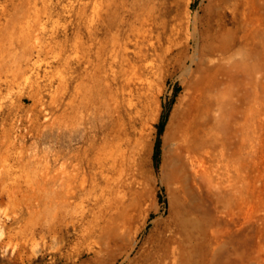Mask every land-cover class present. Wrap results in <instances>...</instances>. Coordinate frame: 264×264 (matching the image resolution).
<instances>
[{"label":"rangeland","instance_id":"rangeland-1","mask_svg":"<svg viewBox=\"0 0 264 264\" xmlns=\"http://www.w3.org/2000/svg\"><path fill=\"white\" fill-rule=\"evenodd\" d=\"M87 1L51 0L50 18L44 14L42 0H0V44L10 47L14 57L13 51L22 54L17 41L24 38V32L31 30L49 41L54 30L57 38L47 53L40 54L39 63L44 68L45 60L50 61L48 67L56 75V40L63 39L67 28L72 43L75 30L74 17L61 8L65 3L77 7ZM92 1L87 4L88 14ZM173 1L178 20L193 25L210 16L209 0ZM217 1L216 10L224 19L221 24L234 41L225 54L229 59L221 62L211 80L198 83L206 102L202 114L205 139L210 149L217 150L224 141L226 153L237 163L230 179L212 173L192 185L185 198L160 181L161 174L169 176L175 150L173 126L164 139L170 113L178 97L195 88L194 66L189 67L193 49L179 44L165 59L155 61L150 81L159 105L157 120L146 127L135 120V164L129 175L124 174L118 191L97 206L87 199L62 206L57 184L45 176L47 171L57 173L60 165L54 162L61 125L60 92L56 83L46 86V81L38 79L34 103L31 94L36 87L30 86L22 66L17 75L10 76L12 83L4 90L8 106L0 113V264H160L177 212L182 218L196 216L189 238L178 234L182 255L177 264H264V0L212 3ZM106 3L100 0L102 16ZM161 116L163 130L155 162L152 153ZM86 208L93 210L80 220ZM72 222L82 225L74 230Z\"/></svg>","mask_w":264,"mask_h":264},{"label":"bare ground","instance_id":"bare-ground-1","mask_svg":"<svg viewBox=\"0 0 264 264\" xmlns=\"http://www.w3.org/2000/svg\"><path fill=\"white\" fill-rule=\"evenodd\" d=\"M50 1L42 0L44 14L52 18ZM212 1L207 4L210 14L207 20L195 21L193 25L189 20L175 17L173 0H107L104 16L100 0L92 1L89 14L86 10L90 0L77 7L73 2L68 6L64 2L61 12L75 19L74 40L70 42L67 28L63 39L56 40L55 61L59 70L56 75L49 69L50 61L45 60L47 67L44 68L42 62L39 63L40 54L57 38L54 30L49 41H43L40 34H32L31 30L24 32V38L17 41L21 43L18 45L22 54L13 51L17 49L15 46L14 57L10 47L0 44V113L8 106L4 90L22 66L28 74V83L36 87L31 94L34 103L35 91L40 88L38 79L46 81V86L56 83L60 92L57 105L61 125L56 133L59 148L53 154L54 162L58 160L60 165L57 173L51 169L55 174L47 171L45 176L49 183L57 184L62 206L70 207L76 200L84 202L86 199L97 206L101 199L118 191L124 174L132 171L135 164L132 137L135 120L140 119L143 127L157 120L159 105L157 95L151 92L150 81L155 61L165 59L179 44L193 49L189 67L194 66L195 88L181 94L170 113L164 139L173 126L175 150L170 159L169 176L165 178L161 174L160 181L167 182L185 198L192 185L209 179L212 173L230 179V172L236 169L237 163L226 153L224 141L218 150L210 149L202 123L206 102L198 82L215 75L221 62L229 59L225 54L234 41L230 30L221 24L223 16L217 11L219 1ZM92 210L83 209L80 220ZM176 215V225L168 230L169 236L165 239L162 264H177L182 255L181 237L188 239L189 227L195 226L193 214L192 218H182L180 212ZM79 225L72 222L74 230Z\"/></svg>","mask_w":264,"mask_h":264},{"label":"trees","instance_id":"trees-1","mask_svg":"<svg viewBox=\"0 0 264 264\" xmlns=\"http://www.w3.org/2000/svg\"><path fill=\"white\" fill-rule=\"evenodd\" d=\"M162 118L163 116H161L156 128H157V138L154 142V146H153V153H152V157H153V160L155 162H157V157H158V154H159V136L160 134L162 133V130H163V121H162Z\"/></svg>","mask_w":264,"mask_h":264}]
</instances>
